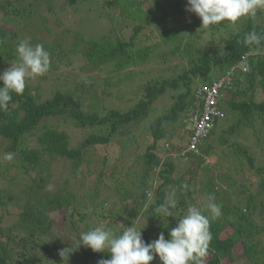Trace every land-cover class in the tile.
<instances>
[{
    "label": "trees",
    "instance_id": "obj_1",
    "mask_svg": "<svg viewBox=\"0 0 264 264\" xmlns=\"http://www.w3.org/2000/svg\"><path fill=\"white\" fill-rule=\"evenodd\" d=\"M51 1L0 0V19L6 20L0 23V73L17 63L16 46L21 40L12 23L35 27L39 23L26 18L36 17L34 6ZM78 1L82 0H68L71 4ZM184 2L171 0L167 8L160 7L159 0H107L120 16L137 21L130 37L114 40L109 30L97 40L79 35L67 43L47 41L42 45L51 57L48 72L55 73L67 56L80 57L98 68L108 65L110 71L119 72L149 63L153 57L164 61L168 54H179L184 37L176 40L169 32H177L175 9ZM232 24L236 29L228 31L231 35L202 42L194 55L184 56L192 47L190 33L183 47L187 64L182 71L146 79L138 86L134 105L125 109L111 108L102 114L94 108L95 95L94 109H85V92L91 87L82 81L73 88L56 85L42 99L41 82L52 78L47 73L39 76L38 85L26 81L22 95L12 94L8 108L0 110V157L14 154L12 161H0V264H61L59 250L72 247L79 241V234L91 230L94 224L106 229L116 225L117 234L133 225L141 229L146 243L161 232L169 239L171 228L182 217L176 211L181 209L185 215L187 208L195 205L209 215V196H215V202L222 205V215L210 224L212 240L204 264H232L240 256L250 264H264V53L242 43L247 33H264V10L236 23L222 22L216 29L221 26L230 30ZM213 26L209 27L211 38L216 33ZM150 28L158 31L159 40L147 42V36L141 39L144 30L152 34ZM169 41H174V47L169 52L161 51L162 44ZM230 70L232 79L221 88L219 103L222 118L229 117L228 128H221L216 136L215 126L208 135L213 142L206 141L199 152H184L189 140L181 144L175 128L179 125L188 135L183 119L194 106L197 86H192L193 81L205 79L203 84L209 85ZM162 71H166L164 67ZM167 92L173 103L157 113L156 101ZM48 117L85 130L84 138L72 147L65 129L48 126L38 131L41 121ZM214 134L228 152L214 151ZM239 135L242 137L233 139ZM133 144L137 146L134 155ZM109 145H119L121 152L128 151V157L117 152L111 160L107 153L100 161L92 159L91 146ZM212 154L217 156L216 168L223 166L221 154L238 160L234 167L238 178L227 176L230 193L210 176L199 179V173L212 166L207 162ZM179 158L191 162H178ZM93 171L95 178H89L88 173ZM223 176L219 172L218 177ZM174 189L178 197L173 210L176 217L166 218L157 208ZM147 193H152L150 200ZM239 245L242 253L238 255ZM110 256L81 246L71 255L69 264H98Z\"/></svg>",
    "mask_w": 264,
    "mask_h": 264
},
{
    "label": "rangeland",
    "instance_id": "obj_2",
    "mask_svg": "<svg viewBox=\"0 0 264 264\" xmlns=\"http://www.w3.org/2000/svg\"><path fill=\"white\" fill-rule=\"evenodd\" d=\"M171 0H159L160 7L169 8L168 2ZM175 1V0H173ZM78 4H71L68 0H53L47 4H41L39 6H34L36 11V17L31 19L30 16L26 19L28 21H37L39 24L35 27L30 23L29 25L23 26L19 23H12L16 27L18 31V39L23 40L25 38L30 39L32 45L36 44H44L47 41H52L54 39H59L63 42H68L73 40V36L77 39V36H81L87 39H99L103 34H112V38L114 40L119 39H128L133 32V28L137 21H134L129 18H125L119 15L118 10L113 6L110 7L107 4V0H82L78 1ZM187 1L185 0L184 5H181V10L175 9V17L178 20V30L177 32H169L171 37L178 38L184 37V42H182L180 52L177 55L168 54L164 61L159 60L156 57H153L149 63H140L138 66L126 70H121L119 72L110 71V67L108 65H101L99 68L95 67L94 65L87 64L84 62L82 58H75L67 56L65 57V62L58 68L55 73L47 72L49 78H52L48 81H42L40 85L41 90V98H45L49 93V91L54 86H61L64 88L65 86H70L73 88L79 82L85 83V85L90 86L88 92H85V99L83 101L84 108L92 110L94 108L100 109L101 113L103 114L107 109L111 108H118V109H125L127 107L133 106L135 101L138 99V86L141 83H144L146 79L153 77L154 75L163 74V75H177L179 72L182 71L184 65L187 64V59H185L183 55V47L185 41H187V36L190 33H193L192 38V47L189 48V52L186 55H194L195 52L199 49L200 43H204L207 40L214 39L217 40L225 37L228 34V31H232L231 29H236L234 24L231 25L230 30H225V27H219L218 30L216 26H213L216 29L215 38L212 37V33L209 28H202V21L200 18L196 16L194 13H190L186 11ZM183 9V10H182ZM172 10V7H171ZM5 19L1 18L0 23H5ZM26 20L22 21L25 23ZM210 27V26H209ZM23 32L21 31L22 29ZM152 34L150 35L147 30L141 32L142 35L141 39H144L146 36L149 37L147 42H153L159 40L158 31L156 29H152ZM74 34V35H73ZM170 42V43H169ZM162 44L160 50L166 51L170 50L171 47H174V41H169ZM173 42V43H172ZM159 50V51H160ZM186 50V49H184ZM69 58H71L72 62H69ZM85 65V66H84ZM164 70L162 71V68ZM143 71V73H141ZM205 79H195L193 81L192 86H200L203 84L202 81ZM209 80V79H208ZM214 80V79H211ZM28 83L32 86L33 84L38 85L39 77L35 79H27ZM136 91V92H135ZM95 95V96H94ZM92 96H94L95 103L92 102ZM95 105L93 108L92 105ZM173 103V100L169 98V93L167 92L165 95L161 96L157 101L156 105L157 113L162 112L165 107H169ZM229 117L220 118L218 124L216 125L214 131H216V136H219L221 133L220 129L228 128ZM57 126L60 129H65L66 133L69 134L70 138V146L75 147L78 145L79 141L84 138V131L79 130L76 128L71 127V124L65 122L64 120L57 118V117H48L41 121L39 124L38 131H42L45 127ZM179 125H177L178 127ZM175 128L177 132H180L178 136V140L181 144H185L188 140V135L184 134L183 129ZM248 131V130H245ZM182 132V133H181ZM226 135V134H225ZM215 136V134H214ZM215 138V152L221 153V150H228L225 147L226 145H219L218 138ZM242 135L234 136V140H238L241 138ZM212 137H206V141L213 142L214 140ZM231 139V138H230ZM2 139L0 138V142ZM131 150H133V155L136 153L137 146L135 144L130 145ZM89 152L93 154L92 159L100 161L103 158V154L107 153L108 157L111 160L113 159V155L120 151L119 145H109L108 147L104 148L103 146L93 147L91 146ZM128 151L121 152L122 157L126 158ZM125 155V156H124ZM223 160V166L213 167L215 163H217L216 154H212L209 157V163L212 165L209 168V171L199 173V179H206L208 176L212 177L216 183L221 186L224 190H227L229 193L231 192L230 186L227 184L229 178L228 175L231 177L238 178V175L235 173V165L238 164V160H229V158L225 157L224 154H221ZM261 155V154H260ZM2 156V155H1ZM263 159V156H262ZM178 162L183 163H190L189 159H177ZM216 161V162H215ZM230 161V162H229ZM228 162L230 166H228ZM236 163V164H235ZM229 167V169H227ZM219 169V170H217ZM220 174H224L223 177L220 178ZM239 175H244L240 174ZM89 178H95L96 172L88 173ZM217 177V178H216ZM247 182L250 183L251 175H248ZM225 192V191H224ZM202 197V196H201ZM200 197V198H201ZM204 200V199H203ZM200 200V201H203ZM178 214L182 215V210L178 209L176 211ZM50 215L55 216L57 215L56 212H51ZM5 218H13L12 215H5ZM6 224V221H4ZM95 227H98V224H94ZM112 229L114 232L117 233V226L113 225V227L109 228ZM236 253L239 255L242 253L240 249V245L236 246ZM235 253V255H236ZM153 264L161 263L159 258H155ZM151 262V263H152ZM232 264H250L247 258L240 256L233 262Z\"/></svg>",
    "mask_w": 264,
    "mask_h": 264
},
{
    "label": "clouds",
    "instance_id": "obj_3",
    "mask_svg": "<svg viewBox=\"0 0 264 264\" xmlns=\"http://www.w3.org/2000/svg\"><path fill=\"white\" fill-rule=\"evenodd\" d=\"M258 10H264V0H187L186 7V11L201 19L202 28L217 26L222 22L236 23L241 18H253ZM242 43L255 46L257 52L264 53V33H247ZM16 53L17 63L0 73V110L8 108L13 93L23 94L27 79L43 76L51 66L50 53L42 44L32 45L28 38L18 43ZM205 143L204 139L202 145ZM13 159V153H5L0 157V161L10 162ZM147 197L150 200L152 193H147ZM177 204L178 197L174 189L157 211L166 218L176 217L173 210ZM206 209L209 215L204 214V209L190 205L187 213L171 228L169 239H165L161 232L157 239L147 243L142 238L141 229L133 225L119 234L103 226L94 227L81 232L79 241H74L72 247L59 250L61 264H69L71 255L81 246L94 253H111L109 259H101L98 264H151L156 257L161 264H204L212 240L210 224L222 215V205L215 202V196H209Z\"/></svg>",
    "mask_w": 264,
    "mask_h": 264
},
{
    "label": "built area",
    "instance_id": "obj_4",
    "mask_svg": "<svg viewBox=\"0 0 264 264\" xmlns=\"http://www.w3.org/2000/svg\"><path fill=\"white\" fill-rule=\"evenodd\" d=\"M233 70L214 81L212 84H202L195 90L194 106L188 116L183 119L188 132V147L184 151L199 152L200 146L210 131L215 127L218 119L224 116L219 110L222 98L221 88L226 87L232 79Z\"/></svg>",
    "mask_w": 264,
    "mask_h": 264
}]
</instances>
